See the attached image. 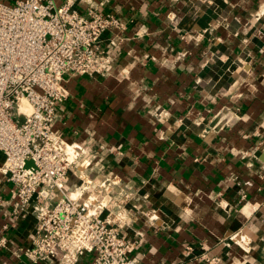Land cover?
Returning <instances> with one entry per match:
<instances>
[{
	"label": "crops",
	"instance_id": "crops-1",
	"mask_svg": "<svg viewBox=\"0 0 264 264\" xmlns=\"http://www.w3.org/2000/svg\"><path fill=\"white\" fill-rule=\"evenodd\" d=\"M91 4L124 26L101 40L113 70L71 78L54 129L100 148L131 192L121 224L129 256L141 264H264V0ZM7 211L0 209V228ZM34 226L28 213L9 227L13 252L0 250V264H35L17 253ZM240 232L248 254L230 241Z\"/></svg>",
	"mask_w": 264,
	"mask_h": 264
},
{
	"label": "built area",
	"instance_id": "built-area-1",
	"mask_svg": "<svg viewBox=\"0 0 264 264\" xmlns=\"http://www.w3.org/2000/svg\"><path fill=\"white\" fill-rule=\"evenodd\" d=\"M123 28L91 0H0V209L8 210L0 250L13 252L5 232L30 213V245L17 253L31 263L76 264L89 255L87 264H141L129 256L133 243L121 226L131 192L106 168L100 148L69 143L54 129L69 80L113 70L101 40ZM230 241L249 253L241 232Z\"/></svg>",
	"mask_w": 264,
	"mask_h": 264
},
{
	"label": "bare ground",
	"instance_id": "bare-ground-1",
	"mask_svg": "<svg viewBox=\"0 0 264 264\" xmlns=\"http://www.w3.org/2000/svg\"><path fill=\"white\" fill-rule=\"evenodd\" d=\"M22 107H26V105H25V103H24V102L22 103ZM24 109H26V108H24Z\"/></svg>",
	"mask_w": 264,
	"mask_h": 264
}]
</instances>
